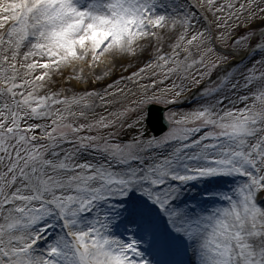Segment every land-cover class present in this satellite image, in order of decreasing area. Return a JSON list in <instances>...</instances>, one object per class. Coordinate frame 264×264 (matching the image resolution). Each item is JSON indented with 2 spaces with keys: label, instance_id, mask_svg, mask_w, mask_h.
I'll use <instances>...</instances> for the list:
<instances>
[{
  "label": "snow or ice",
  "instance_id": "obj_1",
  "mask_svg": "<svg viewBox=\"0 0 264 264\" xmlns=\"http://www.w3.org/2000/svg\"><path fill=\"white\" fill-rule=\"evenodd\" d=\"M0 264H264V0H0Z\"/></svg>",
  "mask_w": 264,
  "mask_h": 264
}]
</instances>
